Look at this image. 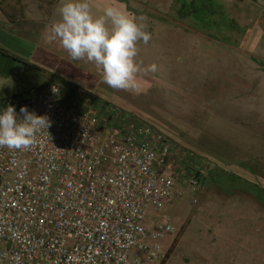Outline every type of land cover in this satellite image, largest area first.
Returning a JSON list of instances; mask_svg holds the SVG:
<instances>
[{
    "label": "rangeland",
    "instance_id": "1",
    "mask_svg": "<svg viewBox=\"0 0 264 264\" xmlns=\"http://www.w3.org/2000/svg\"><path fill=\"white\" fill-rule=\"evenodd\" d=\"M26 1L48 28L19 61L0 46V100L54 82L157 128L180 156L170 174L183 192L159 215L177 228L160 264H264V0H89L97 16L116 6L146 18L134 91L110 88L93 63L48 39L64 0ZM201 165L191 193L182 179Z\"/></svg>",
    "mask_w": 264,
    "mask_h": 264
},
{
    "label": "built area",
    "instance_id": "2",
    "mask_svg": "<svg viewBox=\"0 0 264 264\" xmlns=\"http://www.w3.org/2000/svg\"><path fill=\"white\" fill-rule=\"evenodd\" d=\"M77 90L49 82L14 105L51 126L29 150L0 148V264H160L177 234L159 215L183 196L170 174L178 153L157 128ZM197 171L182 179L191 193Z\"/></svg>",
    "mask_w": 264,
    "mask_h": 264
},
{
    "label": "clouds",
    "instance_id": "3",
    "mask_svg": "<svg viewBox=\"0 0 264 264\" xmlns=\"http://www.w3.org/2000/svg\"><path fill=\"white\" fill-rule=\"evenodd\" d=\"M58 13L59 19L50 28V41H58L71 59L93 63L110 88L138 89V44H147L151 39L145 17L128 14L116 6L105 7L97 16L89 0H64ZM20 113L23 119L13 106L0 113V148L29 150L37 143V134L51 126L47 115H36L26 106Z\"/></svg>",
    "mask_w": 264,
    "mask_h": 264
},
{
    "label": "crops",
    "instance_id": "4",
    "mask_svg": "<svg viewBox=\"0 0 264 264\" xmlns=\"http://www.w3.org/2000/svg\"><path fill=\"white\" fill-rule=\"evenodd\" d=\"M20 5H3V2H0V46H8V48L11 50L12 53H17L14 57L15 61H19V57L22 56L25 52H29L30 49H27L28 45L36 44L37 38L36 35L45 32V29H47V18L48 15L44 14L42 18L44 17L43 24L37 20L35 17L36 15H32V6L28 5L26 0H21ZM42 9L39 10V13L41 14ZM33 13H35L33 11ZM44 13V12H43ZM42 13V14H43ZM53 19V10L51 9L50 13V21ZM37 25L39 27V32L35 34V37L31 38V30L32 27ZM20 26H25V30H27V27L29 28V31H22L21 33L16 32L17 28H20ZM36 26V27H37ZM34 27V28H36ZM14 28V29H10ZM28 33V35H24V33ZM1 58V57H0ZM2 59H0L1 62ZM14 61V62H15ZM5 62L7 64L13 65L11 60L5 59ZM27 93V92H26ZM21 95H18L16 98H20ZM2 103H5L4 100H0V106ZM11 106L12 102H10ZM189 194V192H188ZM182 199V198H181Z\"/></svg>",
    "mask_w": 264,
    "mask_h": 264
},
{
    "label": "trees",
    "instance_id": "5",
    "mask_svg": "<svg viewBox=\"0 0 264 264\" xmlns=\"http://www.w3.org/2000/svg\"><path fill=\"white\" fill-rule=\"evenodd\" d=\"M18 97V95H15V96H13V97H10V98H7V99H4V101H5V103H2V104H10V102L12 101V99H15V98H17ZM171 143H172V141H171ZM174 145V144H173ZM174 147V146H173ZM175 149V148H174ZM179 156V155H178ZM180 157V156H179ZM185 157H183L181 160H180V162L182 163V161H183V159H184ZM197 165V166H199L200 164H197V162L196 161H194V163L192 164L193 166L194 165ZM203 166L201 165V167H200V169L198 170V177H200V179H202L201 177V175L203 174V172H204V170H203ZM197 174V173H196Z\"/></svg>",
    "mask_w": 264,
    "mask_h": 264
}]
</instances>
